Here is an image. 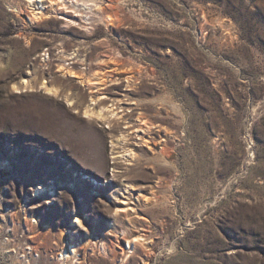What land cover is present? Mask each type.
Listing matches in <instances>:
<instances>
[{
  "label": "rangeland",
  "instance_id": "obj_1",
  "mask_svg": "<svg viewBox=\"0 0 264 264\" xmlns=\"http://www.w3.org/2000/svg\"><path fill=\"white\" fill-rule=\"evenodd\" d=\"M97 1L0 0V264H264V0Z\"/></svg>",
  "mask_w": 264,
  "mask_h": 264
},
{
  "label": "bare ground",
  "instance_id": "obj_2",
  "mask_svg": "<svg viewBox=\"0 0 264 264\" xmlns=\"http://www.w3.org/2000/svg\"><path fill=\"white\" fill-rule=\"evenodd\" d=\"M44 1H47L50 3L49 6H51V8L53 9H56L54 7H57V9H61V8H64L66 7V0H26V2L30 5V6H34L35 3L38 4V3H41V6H40V9H38L39 7H35L36 11L32 13V17H42L45 13V9L46 7L43 6V2ZM67 2H69V0H67ZM71 3H73L72 5H82L84 6L83 9H88L89 7V10L90 11H99L101 9V6H100V3L99 1L97 0H71ZM67 8V7H66ZM93 8V9H92ZM71 11V10H70ZM74 12H78V16H82L83 14L79 11V9H77V11H74ZM88 13V12H87ZM96 14V12H95ZM87 15V14H86ZM70 75H74V74H70ZM34 85L33 83V78H31L30 75L28 76H25L23 77L19 82H18V85H16L14 88L15 89H21V90H26V89H30L32 88ZM37 87L39 86V89L43 90L45 93H49V94H56L57 93V88L52 86V85H49L47 81L43 80V81H39V82H36L35 84ZM66 98V97H65ZM70 97L67 96V102H69V99ZM103 97H100V98H97V99H93L91 98L92 102L87 104L85 107H81V112L83 115L89 117V118H99L101 120H104L107 121V123H110L112 121V118L114 116H116V112L111 110L109 107H103L102 104H103V101L102 99ZM95 100V101H93ZM73 102H70V104H72ZM122 140V139H120ZM119 139L116 140L115 143H118L120 141ZM119 156H115L113 158H118ZM41 190V189H40ZM133 241H129L128 242V246H129V249L131 248L130 244L132 243ZM134 244V243H133ZM133 248V247H132ZM75 251V247L73 245H71L69 247V250L66 248L64 249L61 254H62V257L66 258V257H70V254L69 253H73ZM132 252V251H131ZM65 253V255H64Z\"/></svg>",
  "mask_w": 264,
  "mask_h": 264
}]
</instances>
